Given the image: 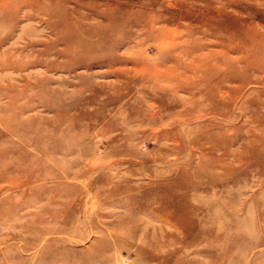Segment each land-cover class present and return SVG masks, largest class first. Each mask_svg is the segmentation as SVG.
Here are the masks:
<instances>
[{
  "label": "rangeland",
  "instance_id": "374dc122",
  "mask_svg": "<svg viewBox=\"0 0 264 264\" xmlns=\"http://www.w3.org/2000/svg\"><path fill=\"white\" fill-rule=\"evenodd\" d=\"M104 1L142 20H152L156 10L166 19L198 20L205 7L183 0ZM106 3L101 5L109 11L114 5ZM19 4L29 9V0ZM213 4L221 7L223 1ZM226 7L230 20L264 24V0H235ZM22 23L26 29L39 25L44 33L36 37L41 41L52 36L46 22L24 18ZM142 47L155 61L159 46L146 39ZM74 68L50 71V91L39 94L20 91L22 83L15 78L17 89H8L0 70V264H264V91L256 104H247L243 118L240 107H234L228 126L205 132L209 142L203 143L229 158L227 167L215 161L209 169L201 166L202 153L192 151L189 139L178 146L156 140L150 128L133 137L110 128L126 118L135 120L128 111L122 116L116 106L97 118L91 130L84 115L52 126L51 89H65L70 101L84 106L71 93L80 77L107 80L96 74L103 69L98 64ZM98 94L85 106L94 115L103 114L105 102ZM45 100L48 108L40 102ZM28 103L33 109L23 112L20 107ZM176 202L177 216L161 208ZM62 221L69 222L68 229L47 231Z\"/></svg>",
  "mask_w": 264,
  "mask_h": 264
},
{
  "label": "bare ground",
  "instance_id": "6f19581e",
  "mask_svg": "<svg viewBox=\"0 0 264 264\" xmlns=\"http://www.w3.org/2000/svg\"><path fill=\"white\" fill-rule=\"evenodd\" d=\"M22 1L0 0V70L8 89H17V80L22 83L20 91H50V71L67 72L78 65L88 69L98 64L103 69L95 73L107 79L94 82L88 76L80 77V86L71 93L81 97L86 102L84 106L70 101L65 89H51L55 101L64 100L50 103L54 106L52 126L84 115L88 120L85 125L91 130L99 122L97 118L116 106L122 116L126 118L124 113L128 111L135 120L126 118L120 126L113 123L110 128L119 127L130 137L150 128V135L162 142L179 146L190 141L192 151L202 153L201 166L212 169L215 161L224 168L228 166V157L218 156L214 153L216 148L203 143L209 136L205 132L228 126L234 107H240L243 118L247 104H256L255 98L264 91V24L242 18L230 20L226 6L235 0H218L223 1L221 7L214 6L215 0H183L186 4H205L198 20H180V16L166 19L157 10L152 13V20L132 19L130 11L118 9L114 2L107 1L114 5L109 11L103 9L104 0H73L72 6H67L69 0H29L30 5H25L29 9L25 10L19 4ZM126 4L132 7L131 1ZM91 13L97 17H89ZM204 14L214 17L204 20ZM42 15L47 16L46 20H42ZM24 18L46 22L52 36L41 41L36 36L42 35L43 29L39 25L26 29ZM18 26L22 27L17 32ZM204 26L206 31H200ZM146 39L159 46L155 61L142 47ZM39 43L42 48L37 47ZM61 81L68 82L64 78ZM90 88L91 94H86ZM98 92L105 102L102 115L86 109ZM40 102L46 108L50 105L46 100ZM33 107L28 103L20 108L24 112ZM73 109L75 115L70 116ZM225 151L230 154L228 149ZM208 154L211 159L206 157ZM161 208L171 209L175 216L180 212L177 202L164 203ZM68 225V221H62L47 231L65 230ZM43 232H35L34 238Z\"/></svg>",
  "mask_w": 264,
  "mask_h": 264
}]
</instances>
